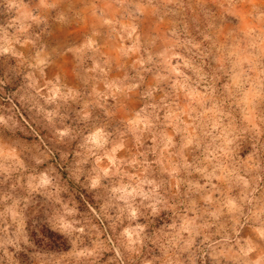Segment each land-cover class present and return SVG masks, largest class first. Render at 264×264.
<instances>
[{"label":"rangeland","instance_id":"374dc122","mask_svg":"<svg viewBox=\"0 0 264 264\" xmlns=\"http://www.w3.org/2000/svg\"><path fill=\"white\" fill-rule=\"evenodd\" d=\"M0 264H264V0H0Z\"/></svg>","mask_w":264,"mask_h":264},{"label":"trees","instance_id":"16d2710c","mask_svg":"<svg viewBox=\"0 0 264 264\" xmlns=\"http://www.w3.org/2000/svg\"><path fill=\"white\" fill-rule=\"evenodd\" d=\"M43 231L49 235V238H51V242L53 244L52 246H54L55 248H59L60 246L63 245V240L61 235L56 234L48 229H44Z\"/></svg>","mask_w":264,"mask_h":264}]
</instances>
